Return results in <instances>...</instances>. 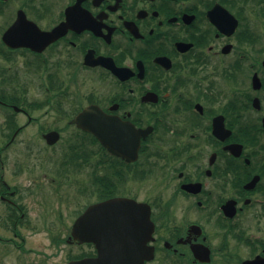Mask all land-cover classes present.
I'll use <instances>...</instances> for the list:
<instances>
[{
    "label": "flooded vegetation",
    "instance_id": "1",
    "mask_svg": "<svg viewBox=\"0 0 264 264\" xmlns=\"http://www.w3.org/2000/svg\"><path fill=\"white\" fill-rule=\"evenodd\" d=\"M13 27L15 46L3 41ZM0 62V108L14 112L0 124L10 134L0 151V264H126L72 235L90 206L114 198L150 207L145 264H264V0H0ZM38 74L47 100L30 105L15 84ZM91 106L133 129L136 159L73 123ZM46 107L55 122L33 116ZM29 127L45 142L39 165L49 152L52 170L22 160L5 168ZM51 132L61 135L55 145ZM61 192L76 206L92 200L65 237L47 233L64 220L51 207Z\"/></svg>",
    "mask_w": 264,
    "mask_h": 264
},
{
    "label": "water",
    "instance_id": "2",
    "mask_svg": "<svg viewBox=\"0 0 264 264\" xmlns=\"http://www.w3.org/2000/svg\"><path fill=\"white\" fill-rule=\"evenodd\" d=\"M62 29L46 34V38L49 41L57 39L65 32ZM14 34L13 27L3 38L11 46H15L11 42ZM118 121L97 106H91L80 113L73 123L94 134L117 155L125 157L122 148H128L126 153L133 155L128 161H132L137 157L140 139L138 137L130 143L129 133L133 129L120 125ZM46 139L54 144L59 135L50 133ZM150 216L151 210L147 204L125 198L110 199L90 206L74 224L72 235L82 242H93L99 251V259L118 256L126 260V264H145L154 258V248L149 243L153 241L155 227Z\"/></svg>",
    "mask_w": 264,
    "mask_h": 264
},
{
    "label": "rangeland",
    "instance_id": "3",
    "mask_svg": "<svg viewBox=\"0 0 264 264\" xmlns=\"http://www.w3.org/2000/svg\"><path fill=\"white\" fill-rule=\"evenodd\" d=\"M0 65H2L1 62H0ZM15 85L18 86L16 88L18 89L20 94H25L28 102H31L30 105L41 103L47 100V94L46 92H44V88L42 86L41 78L39 74L31 75L27 77L22 76V78H20L19 81H16ZM52 103H55V102L53 101ZM44 109L46 113L45 111H43ZM44 109L33 111L32 113L33 116L39 119L40 121H48L50 123L55 122L56 118H55V114L53 113L52 109L50 107H46ZM5 113L6 112L2 108H0V124L2 123L1 121L4 120ZM44 114H47V117L43 118ZM16 119L19 122V125L20 124L24 125L27 122V118H25L24 116H18ZM3 130L4 129H2V131ZM38 131L39 130L37 127H29L28 129H26L24 134L18 138L17 140L18 143L14 146L12 145L8 151L6 150L7 152L4 154L2 158L3 163H5V168H16L17 167L16 165L19 160H22L25 164L30 165V167L34 169L41 168L45 170H52L53 168H55V159L54 157L50 158L51 154L49 152L46 153L47 159H46L45 168L39 165L40 161L38 160L40 159V157L37 158V155L39 154V150L42 149L43 146H45V142L39 139V134H37ZM4 133H7V132H4ZM6 143L7 141L5 139V136L3 135V133L0 132V149L5 147ZM65 143L66 141L60 144L58 146V149H61L62 146L65 147L64 145ZM32 147L34 148V151L31 150L30 152H28V148L32 149ZM53 180L54 179L51 176H47L46 183H44V185L52 186V183H54ZM67 193L68 192H61L59 195L61 200L59 201L58 199H54L55 200L54 204L51 205V207H54L55 211L62 212L64 216V220L61 222L58 221L60 224L53 223L52 221H50L47 224V228L49 229V231L47 229V233L49 232L54 233L56 232V229H59L61 230L60 233L62 234L61 235L62 237L67 236L68 230L71 227L72 222H73L72 215H74L76 209H81L82 207L86 206L90 201H92L90 199L84 198V199H81L77 203L78 206H76L70 202V197L68 196ZM66 196L68 197V199H66V202H63L62 200ZM96 200H98L97 194H95V197H94V201ZM50 261L53 264H59L60 262V260L57 257L51 258ZM62 262H65V258L62 259Z\"/></svg>",
    "mask_w": 264,
    "mask_h": 264
},
{
    "label": "trees",
    "instance_id": "4",
    "mask_svg": "<svg viewBox=\"0 0 264 264\" xmlns=\"http://www.w3.org/2000/svg\"><path fill=\"white\" fill-rule=\"evenodd\" d=\"M32 105H37V104H32Z\"/></svg>",
    "mask_w": 264,
    "mask_h": 264
}]
</instances>
